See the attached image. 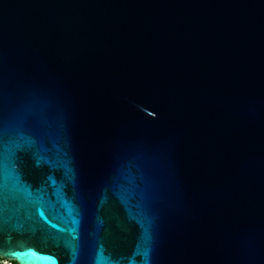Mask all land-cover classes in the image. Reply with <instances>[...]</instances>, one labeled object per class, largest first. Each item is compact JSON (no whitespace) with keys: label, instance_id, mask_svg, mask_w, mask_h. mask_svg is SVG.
<instances>
[{"label":"water","instance_id":"water-1","mask_svg":"<svg viewBox=\"0 0 264 264\" xmlns=\"http://www.w3.org/2000/svg\"><path fill=\"white\" fill-rule=\"evenodd\" d=\"M22 246L0 258L264 264V0H0V248Z\"/></svg>","mask_w":264,"mask_h":264},{"label":"snow or ice","instance_id":"snow-or-ice-1","mask_svg":"<svg viewBox=\"0 0 264 264\" xmlns=\"http://www.w3.org/2000/svg\"><path fill=\"white\" fill-rule=\"evenodd\" d=\"M27 253H32L33 255H36L35 250L27 246H22L21 249H12L8 252H5L2 248H0V255L7 254L11 255L14 258H22ZM39 258L42 261V264H55V261H52L50 257L40 256Z\"/></svg>","mask_w":264,"mask_h":264},{"label":"rangeland","instance_id":"rangeland-1","mask_svg":"<svg viewBox=\"0 0 264 264\" xmlns=\"http://www.w3.org/2000/svg\"><path fill=\"white\" fill-rule=\"evenodd\" d=\"M0 264H13V263L4 259V260L0 261Z\"/></svg>","mask_w":264,"mask_h":264},{"label":"trees","instance_id":"trees-1","mask_svg":"<svg viewBox=\"0 0 264 264\" xmlns=\"http://www.w3.org/2000/svg\"><path fill=\"white\" fill-rule=\"evenodd\" d=\"M2 260H4V259L3 258H0V261H2ZM11 263L16 264L15 262H11Z\"/></svg>","mask_w":264,"mask_h":264}]
</instances>
